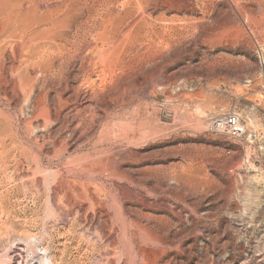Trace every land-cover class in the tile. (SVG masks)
I'll return each instance as SVG.
<instances>
[{
    "label": "rangeland",
    "instance_id": "1",
    "mask_svg": "<svg viewBox=\"0 0 264 264\" xmlns=\"http://www.w3.org/2000/svg\"><path fill=\"white\" fill-rule=\"evenodd\" d=\"M49 263L264 264V0H0V264Z\"/></svg>",
    "mask_w": 264,
    "mask_h": 264
},
{
    "label": "built area",
    "instance_id": "2",
    "mask_svg": "<svg viewBox=\"0 0 264 264\" xmlns=\"http://www.w3.org/2000/svg\"><path fill=\"white\" fill-rule=\"evenodd\" d=\"M211 124L213 130L217 132H227L230 138H238L246 134L244 124L236 116L218 118Z\"/></svg>",
    "mask_w": 264,
    "mask_h": 264
},
{
    "label": "bare ground",
    "instance_id": "3",
    "mask_svg": "<svg viewBox=\"0 0 264 264\" xmlns=\"http://www.w3.org/2000/svg\"><path fill=\"white\" fill-rule=\"evenodd\" d=\"M250 9V8H249ZM15 25V24H14ZM32 37V36H31ZM39 53V52H38ZM67 193V192H66ZM50 264V263H49Z\"/></svg>",
    "mask_w": 264,
    "mask_h": 264
}]
</instances>
